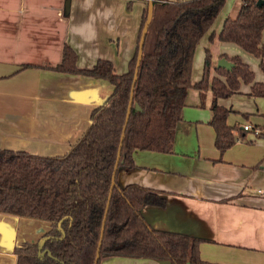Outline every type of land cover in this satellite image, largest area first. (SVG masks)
<instances>
[{
	"label": "crops",
	"instance_id": "crops-1",
	"mask_svg": "<svg viewBox=\"0 0 264 264\" xmlns=\"http://www.w3.org/2000/svg\"><path fill=\"white\" fill-rule=\"evenodd\" d=\"M126 2L68 0L66 9L65 0H0V148L42 155L68 150L89 124L90 110L113 86L105 78L44 66L60 62L67 44L78 68L106 59L115 72H125L147 0H130V7ZM240 4L228 15L234 17ZM201 41L208 48L204 37ZM197 45L192 83L202 76L205 56ZM220 49V54L239 56L252 69L253 80L264 82L259 57L242 48V55ZM249 90V83H241L231 95L217 98L229 109L228 124L264 125V96ZM208 92L201 97L188 88L172 152L133 151L134 166L118 167L115 181L157 189L165 205L146 204L141 214L154 228L201 238L204 264H264V134L245 130L243 138L219 151L208 123L212 112L204 109ZM49 228L45 220L0 212V264H15L14 246L38 240ZM100 264L170 263L116 255Z\"/></svg>",
	"mask_w": 264,
	"mask_h": 264
},
{
	"label": "trees",
	"instance_id": "trees-1",
	"mask_svg": "<svg viewBox=\"0 0 264 264\" xmlns=\"http://www.w3.org/2000/svg\"><path fill=\"white\" fill-rule=\"evenodd\" d=\"M223 3L152 0L116 169L134 166L132 152L138 149L172 152L176 124L190 87L196 88L201 97L205 91L212 94L208 123L214 129L213 142L219 151L244 137L242 127L227 123L229 109L217 98L231 95L241 83L250 84L248 94L264 96V82L253 80L249 65L237 55L219 54L233 65L230 69L216 66L206 48L201 78L194 83L190 79L195 47L211 28ZM126 5L130 7V0ZM146 13L147 5L125 72H115L106 59H98L89 68H78L75 52L67 44L60 62L44 66L105 78L113 86L90 110L89 124L65 153L42 155L0 148V212L50 223L42 235L47 236L41 247L44 252L38 253V240L15 245V264L93 263ZM213 37L212 30L209 40ZM217 38L259 57L264 70V0H241L236 15L224 18ZM146 204L163 207L165 198L157 189L137 183L120 186L114 179L97 264L116 255L155 258L170 264H204L198 251L202 239L152 227L140 211Z\"/></svg>",
	"mask_w": 264,
	"mask_h": 264
},
{
	"label": "water",
	"instance_id": "water-1",
	"mask_svg": "<svg viewBox=\"0 0 264 264\" xmlns=\"http://www.w3.org/2000/svg\"><path fill=\"white\" fill-rule=\"evenodd\" d=\"M258 3H260V0H258ZM65 7L67 9L68 0H65ZM151 15H152V0H147V13H146V18L144 20V23H143V26H142V29H141L140 38H139V41H138V52H137V57H136L135 65H134L131 89H130L129 98H128V102H127V107H126L125 121H124V124L122 126V131H121V134H120V142H119V145H118V148H117V153H116V158H115V163H114V170H113V174H112V182H111L109 193H108V196H107V202H106V207H105L103 221H104V218H105V213L107 211V206H108L109 198H110V195H111L112 183H113V181L115 179V169L117 167V163H118V159H119V155H120V148H121V142H122V138H123V132H124L125 125H126V122L128 120L129 114H130V109H131V104H132L133 86H134V82H135V78H136L137 70H138V65H139V61H140V57H141V51H142V44H143V40H144V35H145L146 29H147V25H148V23H149V21L151 19ZM232 65H233V62L227 60L225 57L218 58V60L216 62V66H221V67H224L226 69H230ZM103 221H102V224H101L100 237H99V240H98V243H97L96 253H95V257H94V260H93L92 264H97L98 255H99L98 254L99 253V246H100L101 237H102V233H103ZM58 228L62 231V229L59 226V222H58ZM46 237L47 236H42V237H40L38 239V253L39 254H42L44 252V250H41V247H42V244H43V242H44Z\"/></svg>",
	"mask_w": 264,
	"mask_h": 264
},
{
	"label": "rangeland",
	"instance_id": "rangeland-1",
	"mask_svg": "<svg viewBox=\"0 0 264 264\" xmlns=\"http://www.w3.org/2000/svg\"><path fill=\"white\" fill-rule=\"evenodd\" d=\"M239 1L240 0H224V3H223V6H222L221 10L218 12L217 16L214 19L213 26H212L213 28H211V30H210V31H212V29H213V31H214L213 39L209 40V34L208 33H205L202 36V37H204V39L206 41V47H208V49L210 51V60L215 65H216V62L218 60L216 58L220 54V53H218L221 50L220 48H223V49L227 48L226 50H228V49H232V50L237 49L238 52L236 51V53H238L239 55L244 54L243 51L240 49V47L237 46V44H235L233 42L221 41V40H219L217 38V33H218V29H219V28H217L218 24L226 16H229L228 15L229 10L232 9V8L235 9L236 6H237V2H239ZM201 38L199 40V43H198L196 49H201V51L204 53L205 48L202 45ZM232 50H230V52H232ZM251 57H252V59H255L253 61H255V64H256V58L254 56H252V55H251ZM248 59H250V58H248ZM256 65H258V62H257ZM210 100H211V94H210V92H208V96H206V103H205L204 109H208V106L210 104ZM101 261L99 262V264L101 263Z\"/></svg>",
	"mask_w": 264,
	"mask_h": 264
},
{
	"label": "built area",
	"instance_id": "built-area-1",
	"mask_svg": "<svg viewBox=\"0 0 264 264\" xmlns=\"http://www.w3.org/2000/svg\"><path fill=\"white\" fill-rule=\"evenodd\" d=\"M242 128L244 130L252 131L255 134H258V133L264 134V125L252 124V123L246 122L242 125ZM262 193H264V191H262Z\"/></svg>",
	"mask_w": 264,
	"mask_h": 264
}]
</instances>
